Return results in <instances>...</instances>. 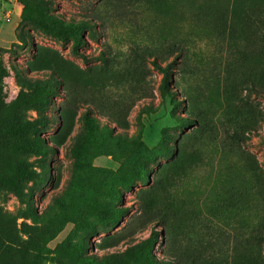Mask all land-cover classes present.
Segmentation results:
<instances>
[{
    "label": "rangeland",
    "instance_id": "rangeland-1",
    "mask_svg": "<svg viewBox=\"0 0 264 264\" xmlns=\"http://www.w3.org/2000/svg\"><path fill=\"white\" fill-rule=\"evenodd\" d=\"M45 1L66 22L88 21L95 39L86 30L82 56H74L70 40L57 41L21 21L17 0H0V61L8 72L0 84V117L25 125V142L38 140L45 149L19 151L24 140L0 130V176L12 174L21 158L39 174L21 182L22 199L0 189L2 221L22 216L13 233L12 221L2 222L8 237L15 233L26 242V226L43 227L58 212L54 200L69 201V193L79 191L76 176L84 177L75 171L71 149L82 132L80 116L90 110L111 136L90 161L100 170L94 173L99 187L93 191L86 183L83 193L99 209L124 213L116 223L85 218L95 234L68 224L47 243V264H57L56 253L73 254L74 246H81L80 257L120 254L151 230L157 232L152 255L158 262L207 264L204 254L191 250L195 242L204 250L206 238L228 241L232 249L220 252L217 242L210 243L227 264H264V65L236 27L223 23L226 10L242 0ZM154 60L169 67L175 108L169 98L161 100L162 73ZM15 73L61 80L41 114L8 106L22 89ZM117 136L133 144L118 146ZM140 169L145 178L138 177ZM121 171L127 185L117 178Z\"/></svg>",
    "mask_w": 264,
    "mask_h": 264
},
{
    "label": "trees",
    "instance_id": "trees-1",
    "mask_svg": "<svg viewBox=\"0 0 264 264\" xmlns=\"http://www.w3.org/2000/svg\"><path fill=\"white\" fill-rule=\"evenodd\" d=\"M21 5V21L30 22L37 26L40 31L60 42L71 41V53L74 56H82L79 49L84 45L83 33L87 30L89 36H93L92 26L88 21L79 20L76 22H66L59 18L48 7V2L45 0H17ZM243 1V2H242ZM241 2H234L230 9L226 10L223 23L230 27H236L238 35L242 42L248 44L250 53L262 60L264 65V0H242ZM241 3V4H240ZM241 5V6H240ZM228 14V15H227ZM234 32V31H233ZM102 59V57H101ZM154 67L162 73L159 84V94L161 100L169 98L177 107L178 103L175 102L173 95L169 89L168 69L161 68L157 62L153 61ZM8 76L7 70L3 67L0 61V84L2 80ZM62 80H68V77L63 74ZM59 78L55 75L47 80L39 79H23L15 73L16 85L21 87L16 98L8 105L14 110L18 107H33L41 114L47 102V97L56 91V85L60 82ZM252 89H255L253 87ZM23 90L30 92L29 96ZM149 113V109L141 110L137 116L138 122H141L140 115ZM10 117H0V130L5 136L15 139H23L24 143L21 146H16L19 151L28 150L30 153L43 154L45 152L44 145L38 140H33L31 144L25 142L27 127L25 125H17L14 120L6 122ZM80 120L82 123V132L76 138V145L71 149L74 158L75 171L79 172L81 176H76V184L79 188L77 193H69L70 200L66 201L65 197H60L54 200V207L57 208V214L49 219L47 223L39 228L25 227L24 232L27 234L28 239L26 242H18L15 233L8 237L7 230L2 222H11L12 227L9 229L11 233L15 230V220L17 217L6 218L7 221H2L0 212V264H47L46 254L48 250L46 245L50 242L61 230L70 223L75 224L78 228L85 230H93L92 227L86 223L85 218L94 215L105 221L117 222V214L124 213V210L112 212L106 209H99L97 203L89 202L88 198L84 195L83 190L87 189L86 183L91 184L93 191L99 187L94 173L100 172L91 166L90 161L100 156L104 148L106 149L108 139L111 136V129L106 125L99 126L97 120L91 115L90 110L84 111ZM179 123L185 124L187 119L175 117ZM28 131L34 124H29ZM117 145L123 142L125 145L131 146L133 141H128L123 136H117ZM20 143V142H19ZM127 159L129 158L128 149L123 148ZM138 152V150H135ZM19 165L14 172L10 175L0 176V189L10 188L13 189L19 199L21 193V182L24 180L34 181L39 178V174L33 170L28 169V164L21 158L18 161ZM117 177L124 185H127L129 178L125 176L122 171L118 172ZM139 178H145L144 170L140 169L137 174ZM89 189V188H88ZM82 196V197H81ZM81 205V208L79 207ZM94 231V230H93ZM221 235L224 231L220 230ZM96 233L95 231L93 232ZM220 235V236H221ZM157 232L151 230L149 236L141 242L128 247L120 254H110L107 256L98 257L96 255L78 256L82 254L81 246H74L71 250L72 253L63 251L54 255L57 264H167L166 262H158L152 255V251L157 243ZM204 239V250L199 248V242L191 244V250L197 254H204L203 259L207 264H227L218 254L210 251V243L217 242V250L219 252L223 246L231 248L228 241ZM219 244V246H218ZM232 249V248H231ZM77 255L76 257H74ZM83 255V254H82ZM53 261V260H52ZM54 262V261H53Z\"/></svg>",
    "mask_w": 264,
    "mask_h": 264
}]
</instances>
